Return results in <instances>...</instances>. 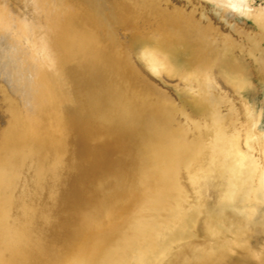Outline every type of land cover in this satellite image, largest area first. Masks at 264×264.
<instances>
[{
    "label": "bare ground",
    "instance_id": "obj_1",
    "mask_svg": "<svg viewBox=\"0 0 264 264\" xmlns=\"http://www.w3.org/2000/svg\"><path fill=\"white\" fill-rule=\"evenodd\" d=\"M192 2L178 0V13L151 0H0V20L46 102L36 110L33 97L9 88L6 116L33 126L32 143L42 146L30 148L21 179V134L0 128V264H264V243L248 239L264 225V171L240 151L234 108L222 110L208 78L197 94H179L201 128L184 170L188 213L178 218L174 205L161 224L147 215L175 193L187 146L175 118L182 110L144 87L135 54L157 47L253 90L264 80V17L231 16L246 22L240 44L227 19Z\"/></svg>",
    "mask_w": 264,
    "mask_h": 264
},
{
    "label": "rangeland",
    "instance_id": "obj_2",
    "mask_svg": "<svg viewBox=\"0 0 264 264\" xmlns=\"http://www.w3.org/2000/svg\"><path fill=\"white\" fill-rule=\"evenodd\" d=\"M151 1L154 2L156 1L157 3L161 4V6L164 8L171 6L172 8L177 9L174 10L175 12L179 13L181 11L182 13H185V11H182L180 6L177 4L178 0H151ZM191 1H193L192 3L194 4L203 6L205 10L207 9L206 7H209L212 9L213 12L218 13L219 15L223 16L224 19H227L226 21L228 25L227 30L229 32L231 31L233 35L239 39L240 44L245 43L244 37H247L245 35L246 22L244 20H239V22H237V20L235 19L233 20L231 16L234 14H239V15H251V16L257 15L260 17L262 15L264 17V0H191ZM205 13L207 15V12ZM193 18L195 22H198L196 21L198 20L196 15L195 16L193 15ZM208 22L213 23L215 26H219L220 24L218 20H216V18L212 16L210 18V21L208 20ZM198 24L199 26H201L200 28L202 27L206 28L205 27L206 25H203L201 22H198ZM206 31L209 36L221 35L219 34L220 32L219 30L217 34H212L211 29H209V27L207 28ZM9 34L10 33H7L5 30V24H3L0 20V55H1L0 56V101H2L0 102V113L5 114V117L4 115L0 114V116L5 118L4 124H2L1 126L4 134H7L9 132L8 130L10 129L9 126H11L15 132L21 134L20 138L23 144L21 145L20 148H18V150H21L20 151L21 157L20 160H18V162H16L15 165H16V174L20 173L19 178L24 179L30 176L27 168L28 167L27 164L31 162L30 152H29L30 148H32L33 145L34 149L37 148L41 149L42 145L38 144L39 143L38 140L37 143L35 137H34L35 144L32 143L34 142L32 141L33 134L31 133L33 126H30V124L23 121V119L19 117L16 118L13 115H9L6 117L7 95L9 92V88L11 85L14 84L15 86H18V88L20 87V89L23 90V93H26L28 96L33 97L35 102L34 104L36 106L34 107L36 110L44 109V107L46 106L45 104L46 102L44 97L41 95L39 79L37 78L35 73L30 72V70L26 66L27 60L24 57V55L20 54L19 51L14 49L13 45L16 44V41L12 37H10L11 34L10 35ZM35 38L37 39L36 36ZM108 41L110 40L108 39ZM114 44L116 45V43L113 42L110 46H113ZM34 48L38 49L37 47ZM44 49L45 50H43L44 52L43 56L45 55L46 58L47 55L50 54L54 55L52 54V51H54L53 48L51 49L44 48ZM168 53L171 54L172 58ZM172 53L173 52L160 50L156 47L149 49L143 52L142 54H135V56L137 55L136 56L137 58L135 57L136 59H131L132 63L134 64V66H136L137 71H139V73L141 74L144 80L143 81L144 87H150L149 85H151L152 87L156 88V90L161 91L164 94V96H166V98L168 97L170 105H172L173 107L174 106L177 107L179 110L180 109L182 110L180 111L181 113L176 112L177 114L175 118H176V123L180 124V126L183 129L182 130L183 145H186L187 147L185 150H183L185 152L181 154V157L178 159V162L176 163V167L181 168V171L180 173H176L175 178H173V180L171 181L173 185L171 187L173 188L172 190L175 193L167 196L166 200L165 199L164 201L162 200L163 204H161L162 205L161 208L163 210L161 209L162 211L158 212V215L160 217L157 215V211L156 213H154L153 210L152 211L149 210L147 212V215L149 214L150 219L153 217V219H157V222L159 220L158 223L160 224L161 222L163 223L165 219L168 221L167 218L168 216L170 217L171 214L170 211L173 209L174 205L178 206L177 210L179 212L178 215L180 216V217L178 216V218L183 219L184 217H186V214L188 213L190 203H192L190 197L192 194L184 170H185L186 162L189 160L192 154L191 146L196 141L197 139L196 137L199 136V134L201 133V128L198 127V123L196 121L198 120V118H195L194 116H190L189 114L187 115L188 106L185 105L186 103H183L184 101H181L179 94L182 93H188L193 95L197 94L198 87L200 86L198 82H200L201 80H204L206 78H208L210 81L212 80V85L214 89L217 92L223 94L224 96L223 98H222V94H220V99H222L221 105L223 107L222 110L224 112L226 110L229 111V109H231L230 111H232L233 108L235 109V110L233 109L232 111L234 112L233 117L235 121V129L233 134L235 135L234 138H236L238 147L242 153L246 152L247 154L249 153L250 155L256 157L261 164L260 165L261 170L264 171V80L259 83V86H257L255 90H253L252 87H249V84L244 79H240V78L237 79L233 77V74H231L228 71L219 70V69H208V68L207 70H203L202 68L196 70L195 68L192 67L190 68L188 66V63H186L188 62L189 58L185 57V59H183L184 58L183 57L181 58L183 62H180V57L178 58V56L175 53H173V55ZM258 53L259 55L261 54L260 56L259 55L258 56L260 58H263L260 60L261 63H264V56L260 51ZM174 56L176 57L174 58ZM48 58L52 59L53 56L52 57L48 56ZM6 61H8L7 65H6ZM231 102L234 105H231ZM6 118L8 119L6 120ZM6 125H8V127H6ZM14 141H15L14 138H11L12 144H14ZM241 143L242 145L245 146V148L241 145ZM263 219H264V214H263ZM186 230L187 227H185L183 233L186 232ZM248 239L249 242H251L249 243L250 246L256 247L257 246L256 241L258 239L259 240L261 239L260 240L261 242L258 243V246L263 245L264 225L261 233H258L257 231L249 232ZM235 253L233 252L232 254ZM241 253L242 252L239 251L237 254L241 255ZM234 256L236 257L237 255L235 254ZM250 261L251 264H253L252 260ZM254 262L258 264L256 260Z\"/></svg>",
    "mask_w": 264,
    "mask_h": 264
},
{
    "label": "water",
    "instance_id": "obj_3",
    "mask_svg": "<svg viewBox=\"0 0 264 264\" xmlns=\"http://www.w3.org/2000/svg\"><path fill=\"white\" fill-rule=\"evenodd\" d=\"M0 102H2V101H0ZM1 114V113H0ZM1 115H4V117H5V114H1ZM4 117H2V116H0V128H2V124L4 123V121H5V118ZM7 117V116H6ZM8 118H6V120H7Z\"/></svg>",
    "mask_w": 264,
    "mask_h": 264
}]
</instances>
